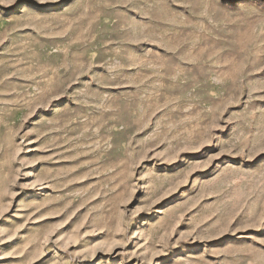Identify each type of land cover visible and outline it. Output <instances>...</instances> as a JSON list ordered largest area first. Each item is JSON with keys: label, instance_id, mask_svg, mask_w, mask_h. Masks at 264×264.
<instances>
[{"label": "rangeland", "instance_id": "obj_1", "mask_svg": "<svg viewBox=\"0 0 264 264\" xmlns=\"http://www.w3.org/2000/svg\"><path fill=\"white\" fill-rule=\"evenodd\" d=\"M0 264H264V0H0Z\"/></svg>", "mask_w": 264, "mask_h": 264}]
</instances>
